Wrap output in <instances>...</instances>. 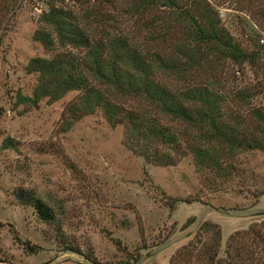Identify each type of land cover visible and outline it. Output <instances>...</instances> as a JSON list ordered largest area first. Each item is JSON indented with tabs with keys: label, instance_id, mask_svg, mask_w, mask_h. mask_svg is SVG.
Returning <instances> with one entry per match:
<instances>
[{
	"label": "rangeland",
	"instance_id": "1",
	"mask_svg": "<svg viewBox=\"0 0 264 264\" xmlns=\"http://www.w3.org/2000/svg\"><path fill=\"white\" fill-rule=\"evenodd\" d=\"M210 1L254 49L259 29L240 11L256 4ZM45 8L40 0H0V264H170L206 223L220 227L224 255L230 237L264 212V152L238 156L232 177L199 171L190 155L173 166L150 164L129 150L125 126L112 127L101 110L75 123L79 92L55 104L23 102L38 85L26 67L46 57L33 40ZM259 35L260 59L243 67L222 62L209 75L225 107L242 114L264 107ZM20 188L54 211V224L17 202Z\"/></svg>",
	"mask_w": 264,
	"mask_h": 264
},
{
	"label": "trees",
	"instance_id": "2",
	"mask_svg": "<svg viewBox=\"0 0 264 264\" xmlns=\"http://www.w3.org/2000/svg\"><path fill=\"white\" fill-rule=\"evenodd\" d=\"M40 1L46 8L33 40L46 57L26 67L38 85L23 102L55 104L79 92L71 105L75 123L101 110L112 127L125 126L129 150L150 164L173 166L190 155L199 171L232 177L238 156L264 152V107L243 114L225 107L209 79L222 62L243 67L260 59L264 0L240 11L259 29L252 50L227 29L210 0ZM4 146L14 148L8 141ZM14 196L42 222L55 223L54 211L28 190ZM170 264H264V217L234 233L224 255L220 227L206 223Z\"/></svg>",
	"mask_w": 264,
	"mask_h": 264
},
{
	"label": "water",
	"instance_id": "3",
	"mask_svg": "<svg viewBox=\"0 0 264 264\" xmlns=\"http://www.w3.org/2000/svg\"><path fill=\"white\" fill-rule=\"evenodd\" d=\"M256 216L264 217V212H259V213L256 214Z\"/></svg>",
	"mask_w": 264,
	"mask_h": 264
}]
</instances>
